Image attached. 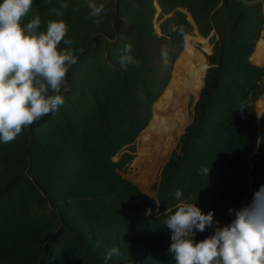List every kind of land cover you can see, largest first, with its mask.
Instances as JSON below:
<instances>
[{"label":"trees","instance_id":"trees-1","mask_svg":"<svg viewBox=\"0 0 264 264\" xmlns=\"http://www.w3.org/2000/svg\"><path fill=\"white\" fill-rule=\"evenodd\" d=\"M92 2L105 4L99 25L90 18L86 0H33L32 11L23 21L26 24L39 15L38 31H46L49 21L65 22V38L73 43L59 47L71 48L77 63L67 72V90L60 93L65 102L56 113L24 129L14 141L0 143V264H105V255L113 247L120 255H113L108 264H127L130 258L153 264L147 256L152 252L166 256L163 227L182 198L192 196L202 214L211 211L213 218L228 223L235 211L252 201L253 194L228 193L225 185L241 187V178L229 177L227 165L256 145L254 102L264 94V68L251 64L249 57L263 30L260 3ZM61 3L68 8L62 9ZM53 8L62 15L57 16ZM157 8L161 36L153 27ZM188 15L202 38L213 33L207 57L210 68L205 74L203 54L192 50L196 54L180 56L166 87L169 78L162 62L172 64L184 37L193 33ZM126 45H131V55L140 63L125 70L120 58L127 54ZM201 50L209 52L204 45ZM154 58L159 63L152 67L149 63ZM202 81L192 122L162 167L158 191L151 198L117 170L132 160L131 144L149 123L163 89L161 105L170 103L171 115L179 118L172 140L185 123L190 94L179 110L178 96L192 84L194 93ZM160 110H153L149 125L161 116ZM260 125H264V114ZM143 138L138 139L141 147ZM124 146L126 152L114 162L112 158ZM257 158L260 169L255 174L260 178L264 132ZM206 167L208 176L201 171ZM177 190L182 192L179 200Z\"/></svg>","mask_w":264,"mask_h":264},{"label":"clouds","instance_id":"clouds-1","mask_svg":"<svg viewBox=\"0 0 264 264\" xmlns=\"http://www.w3.org/2000/svg\"><path fill=\"white\" fill-rule=\"evenodd\" d=\"M86 2L90 18L99 25L105 13V4L98 6L92 0ZM32 5L33 0H0V143L4 144L14 141L24 129L44 116L56 113L65 102L60 93L67 90V72L77 63V56L71 48L59 47L73 43L65 38L68 33L65 22L49 21L46 31H38L41 20L39 15H35L23 24L32 11ZM60 7L67 9L68 4L61 3ZM52 11L57 16L62 15L55 8ZM76 51L82 52L83 49ZM124 51L127 54L120 58L121 67L126 70L129 65L138 66L140 62L131 55V45H126ZM161 56L166 59V51L162 50ZM206 64L210 68L208 60ZM207 66L205 72L209 69ZM255 112V149L228 163L226 168L229 177L241 178V187L236 188L235 183L225 185L228 193L243 190L245 194H253L251 203L235 211V218L228 223L213 218L211 211L207 215L202 214L190 199L192 196L179 200L182 192L177 190L175 197L179 201L163 227L166 256L158 257L152 252L147 256L148 261L153 264H264V185L260 186L264 183V163L260 178H256L258 175L255 174L260 169L257 155L264 132V125H260L264 112ZM126 147L122 148L125 152ZM116 156L112 158L114 162ZM201 171L208 176L209 168H202ZM232 211L229 209L230 214ZM113 255H120L115 247L106 253L105 264ZM127 264L142 262L130 258Z\"/></svg>","mask_w":264,"mask_h":264},{"label":"rangeland","instance_id":"rangeland-1","mask_svg":"<svg viewBox=\"0 0 264 264\" xmlns=\"http://www.w3.org/2000/svg\"><path fill=\"white\" fill-rule=\"evenodd\" d=\"M256 2L260 3L262 16L264 19V0H256ZM158 15L159 13H157L154 17L153 27H154L156 35L161 36V34L158 32L159 31L158 27L160 26V23L162 22V20L157 19ZM263 33H264V25H263V30L260 34L258 41L260 39H264L263 36H262L263 38L261 37ZM211 37L212 36L200 39L199 36L194 32V30H193V33H190L184 37L182 50L177 55V58L174 60V62L172 64H169V62H162V65L164 67V74H167L169 78L168 83H167L168 85L172 78V73L174 72L176 62L178 61L180 56L184 54L195 53L194 51L197 50L203 54L204 58L207 61V56L209 55L208 53L209 52L211 53L212 46H213L210 41ZM257 43H255L254 49ZM203 45L206 46V48L209 50L208 53L201 50ZM254 49H253V52H254ZM204 58H203V63H202L203 70L206 65V61ZM250 61L254 65L264 67V64H261L254 59V55H253V60L250 56ZM197 62L199 64V60ZM158 63L159 62L154 58L150 61L149 64L150 66L153 67L154 65H157ZM198 68L200 69V64L196 65L197 70ZM193 87H194V84H192V86H188L178 96V99H179L178 110H179V108L182 107L184 97L190 94L187 96V100H186L185 114H184L185 123L183 127L185 126L186 123L187 124L185 128L182 130L181 134L179 135V132L183 127L178 130V133L174 135L172 140H169L173 129L176 127L179 121V118L171 115L172 112L169 109L170 103H165V106L161 105L164 99V95L161 98L159 97L158 98L159 100L157 99L156 101L157 103L155 102L156 103L155 108L160 107L161 116L155 117V118L153 117L154 118L153 122L151 123V125H149V123L151 122L152 116H153L152 112L155 109L154 108L155 103H154L152 106L153 109L151 111V119L149 123L138 134L135 142L133 143V146H134L133 159L129 162V164L124 169L118 171V173L123 179L136 185L142 193L146 194L149 197H154L156 195L158 191L159 183H160L161 169L168 162L172 152L176 150V146L178 144L177 142H179V138L184 133L186 127H188L189 124L192 122L193 107L196 103V100H197V97L199 95L202 85L198 87L194 91V93H192L194 90ZM175 97H177V94L175 95ZM254 106H255L256 111H261L262 113L264 112V94L255 102ZM140 135H144L142 147L140 145V141L138 140ZM124 152H125V149H122L117 154L115 160L117 161L118 159H120V157L123 155ZM148 213L149 212L147 211L146 214ZM213 226H216V224L213 223Z\"/></svg>","mask_w":264,"mask_h":264},{"label":"bare ground","instance_id":"bare-ground-1","mask_svg":"<svg viewBox=\"0 0 264 264\" xmlns=\"http://www.w3.org/2000/svg\"><path fill=\"white\" fill-rule=\"evenodd\" d=\"M158 9V8H157ZM158 12H160V10L158 9L157 10ZM167 17H169V16H165V18H167ZM188 21H190L191 22V24H192V26H193V28H194V32L199 36V38L200 39H202V37L198 34V32H197V29H196V26H195V24L193 23V21H192V19L190 18V16L188 15ZM159 30V29H158ZM159 32V31H158ZM213 35V33H211V35L210 36H212ZM264 37V33L261 35V37ZM262 37V38H263ZM195 49V48H194ZM196 50V49H195ZM197 51V50H196ZM198 52V51H197ZM199 53V52H198ZM203 57V56H202ZM204 58V57H203ZM254 59L257 61V62H259V63H261V64H264V39H260L259 41H258V43H257V45H256V48H255V51H254ZM205 70H206V65H205V68H204V72H205ZM203 73V72H202ZM203 75H204V73H203ZM203 85H204V81H202V87H203ZM202 87H201V89H202ZM200 89V90H201ZM198 99H199V95H198V97H197V100H196V102L198 101ZM187 128V127H186Z\"/></svg>","mask_w":264,"mask_h":264},{"label":"water","instance_id":"water-1","mask_svg":"<svg viewBox=\"0 0 264 264\" xmlns=\"http://www.w3.org/2000/svg\"><path fill=\"white\" fill-rule=\"evenodd\" d=\"M207 68H209V66H207ZM205 74H206V72H205ZM116 159V158H115ZM114 160V159H113Z\"/></svg>","mask_w":264,"mask_h":264},{"label":"crops","instance_id":"crops-1","mask_svg":"<svg viewBox=\"0 0 264 264\" xmlns=\"http://www.w3.org/2000/svg\"><path fill=\"white\" fill-rule=\"evenodd\" d=\"M159 13V12H158Z\"/></svg>","mask_w":264,"mask_h":264}]
</instances>
